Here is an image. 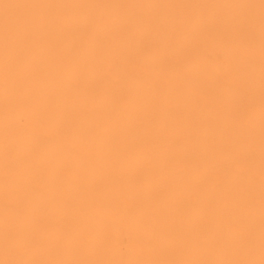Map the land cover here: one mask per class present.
Returning <instances> with one entry per match:
<instances>
[{
    "label": "rangeland",
    "instance_id": "1",
    "mask_svg": "<svg viewBox=\"0 0 264 264\" xmlns=\"http://www.w3.org/2000/svg\"><path fill=\"white\" fill-rule=\"evenodd\" d=\"M0 264H264V0H0Z\"/></svg>",
    "mask_w": 264,
    "mask_h": 264
}]
</instances>
